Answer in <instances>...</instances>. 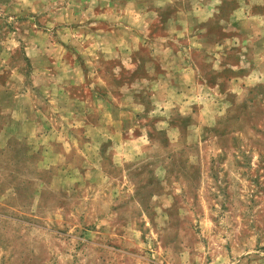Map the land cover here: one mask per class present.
Listing matches in <instances>:
<instances>
[{"label":"rangeland","instance_id":"rangeland-1","mask_svg":"<svg viewBox=\"0 0 264 264\" xmlns=\"http://www.w3.org/2000/svg\"><path fill=\"white\" fill-rule=\"evenodd\" d=\"M139 1L0 0V264H264V0Z\"/></svg>","mask_w":264,"mask_h":264},{"label":"crops","instance_id":"crops-1","mask_svg":"<svg viewBox=\"0 0 264 264\" xmlns=\"http://www.w3.org/2000/svg\"><path fill=\"white\" fill-rule=\"evenodd\" d=\"M146 3V1H139L138 2V5L140 6V7H144L145 4ZM159 7L161 6V4H159L158 5ZM165 7H171V8H173V7H177V4H173V5H167V6H165ZM161 10V9H160ZM138 12H141V11H138ZM144 12H147V10H144ZM141 14V13H140ZM140 14H138V17L140 16ZM176 15H177V13H176ZM144 16H146V13H144V15H142V16H140V17H144ZM158 17V16H157ZM176 17V16H175ZM156 20V19H155ZM155 20L153 21H151V23L153 24V23H155ZM171 20H172V18H171ZM175 20V19H174ZM106 21H108V20H106ZM207 21H209V19L207 20ZM150 23V24H151ZM151 24V25H152ZM169 25V24H168ZM168 25H165L166 26V29H168ZM191 29V28H190ZM167 31V33H168V30H166ZM147 34H148V31H144V32H139V33H130V34H128V35H125L124 36V38H126L127 37V39H128V45H126L124 48H119V47H112V46H110L109 48H108V50H102V52H100V53H102V54H104V55H107V54H110V53H113V52H115L117 55L118 54H122L124 57H125V59H126V62H127V64H126V66H125V64L124 63H122L123 65H124V67H123V69H125V72L126 73H128V74H130L131 75V77H130V80L128 79V81H127V83H126V85H125V87H126V89L128 88V89H131V88H134V87H138V86H140V84H141V81L140 80H144V79H142L143 78V76H141V75H139V74H137V72H140V71H143L144 73H145V76L148 78H145V80H147L148 82V84L150 85V88H149V90H151V91H153V89H152V85H154V84H156V79H155V76H154V74H153V72L152 73H149V69H147V68H144L146 65L144 64V62L142 61V59H141V57H140V55H141V53L142 52H144V45H143V43H144V39H146L147 38ZM169 34V33H168ZM170 38H173V35H170L169 36ZM163 38V37H162ZM158 40V39H157ZM160 41H162V43H165V50L164 51H169L168 52V55H174L175 53L173 52V50L168 46V43H167V41H168V39L167 38H163L162 40H160ZM159 50V49H158ZM163 50V49H162ZM192 49H187V52L189 53V51H191ZM172 51V52H171ZM194 51V50H193ZM201 53L202 54H204V52H202L201 51ZM149 54L150 55H152V56H156V53H155V50L153 49H151V50H149ZM98 55V54H97ZM211 56H212V54H210ZM216 57V56H215ZM218 58H220L219 57V55H218ZM191 61V63L189 62V61H187L186 62V64H188V65H190V68L192 67V66H194L195 67V64H194V62L192 61V60H190ZM219 63H220V61H219ZM167 70H168V68H166ZM170 70V69H169ZM123 70L122 69H118L117 68V72H113L112 73V75H113V77L114 78H120L121 76L119 75V73L120 72H122ZM136 74V75H135ZM169 74L170 73H167L166 75H159V76H157L160 80H162V79H170V81L168 82V84L169 85H172V77L171 78H169ZM150 75V76H149ZM85 84V81L84 80H82V81H78V85H84ZM100 85V84H99ZM92 86H94V84H92L91 85V88H92ZM97 97V95L96 96H94V93H93V95H91V98H96ZM131 97V96H130ZM150 101H152V100H150ZM159 101H160V99H159ZM152 104L153 105H155L156 104V102H153L152 101ZM143 106V105H142ZM144 108H145V106H144ZM158 109L160 110V109H162V107L161 106H159L158 107ZM121 112V114L122 115H125V114H130V112H127V111H120ZM106 114V113H105ZM148 114H150V113H147L146 112V109L144 110L143 109V111L141 112V113H137V114H135V116H134V120L135 119H144V117H147V115ZM107 115H108V117H112V115H110V112H107ZM137 145V144H136Z\"/></svg>","mask_w":264,"mask_h":264}]
</instances>
